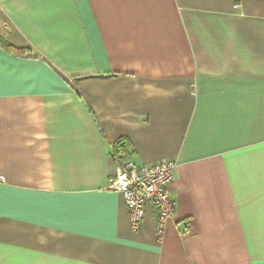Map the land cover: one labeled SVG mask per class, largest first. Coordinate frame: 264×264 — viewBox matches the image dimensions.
I'll return each instance as SVG.
<instances>
[{"label":"crops","instance_id":"0c3cea01","mask_svg":"<svg viewBox=\"0 0 264 264\" xmlns=\"http://www.w3.org/2000/svg\"><path fill=\"white\" fill-rule=\"evenodd\" d=\"M0 36V264H264V0H0ZM119 141L176 163L161 239Z\"/></svg>","mask_w":264,"mask_h":264},{"label":"built area","instance_id":"2783aa9c","mask_svg":"<svg viewBox=\"0 0 264 264\" xmlns=\"http://www.w3.org/2000/svg\"><path fill=\"white\" fill-rule=\"evenodd\" d=\"M115 157V173L107 188L123 196L132 228H138L147 208H153L157 237L161 239L166 224L175 217V199L166 187L172 180L176 163L138 164L121 150Z\"/></svg>","mask_w":264,"mask_h":264},{"label":"trees","instance_id":"16d2710c","mask_svg":"<svg viewBox=\"0 0 264 264\" xmlns=\"http://www.w3.org/2000/svg\"><path fill=\"white\" fill-rule=\"evenodd\" d=\"M0 46L1 47H3V48H5V49H8V47H9V45H8V43L0 36ZM124 141H119L117 144H116V146H115V148H114V153H115V155H116V153L121 149V144L123 143ZM121 143V144H120ZM122 147H123V145H122ZM123 150V149H122ZM116 158V157H115Z\"/></svg>","mask_w":264,"mask_h":264},{"label":"rangeland","instance_id":"374dc122","mask_svg":"<svg viewBox=\"0 0 264 264\" xmlns=\"http://www.w3.org/2000/svg\"><path fill=\"white\" fill-rule=\"evenodd\" d=\"M122 198H123V196H122ZM123 201H124V199H123Z\"/></svg>","mask_w":264,"mask_h":264}]
</instances>
